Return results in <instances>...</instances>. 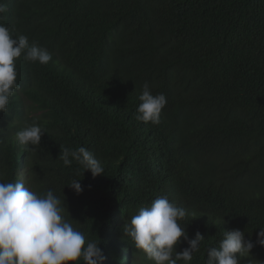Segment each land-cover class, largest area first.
I'll use <instances>...</instances> for the list:
<instances>
[{
	"label": "trees",
	"instance_id": "obj_1",
	"mask_svg": "<svg viewBox=\"0 0 264 264\" xmlns=\"http://www.w3.org/2000/svg\"><path fill=\"white\" fill-rule=\"evenodd\" d=\"M0 2V24L52 55L46 65L15 61L19 87L0 113V183L53 190L105 264H152L122 228L164 196L196 214L179 222L189 239L205 237L190 264H204L223 231L255 242L264 228V0ZM145 83L167 100L156 125L134 118ZM32 123L45 133L25 149L15 133ZM81 146L103 175L63 165L60 150ZM185 247L181 238L176 251ZM240 264H264V248Z\"/></svg>",
	"mask_w": 264,
	"mask_h": 264
},
{
	"label": "clouds",
	"instance_id": "obj_2",
	"mask_svg": "<svg viewBox=\"0 0 264 264\" xmlns=\"http://www.w3.org/2000/svg\"><path fill=\"white\" fill-rule=\"evenodd\" d=\"M6 11L7 6L0 2V14ZM22 54L25 61L40 65L52 60L46 48L35 41L29 43L25 35L14 37L11 29L0 24V113L7 111L10 98L19 87L15 61ZM138 100L134 118L145 124H159L167 103L165 95H153L145 83ZM44 133L38 124H26L15 133V139L28 149L38 146ZM59 159L65 167L74 162L79 165L80 175L86 171L93 178L104 174L102 163L85 147H64ZM80 181L73 179L67 187L79 195L84 191ZM66 211L64 200L51 189L38 192L23 179L0 183V264H105L100 243L86 244L84 233L66 218ZM189 215L196 218L194 212L176 206L166 196L160 197L127 219L123 234L130 239L132 248L152 264H190L205 237L197 231L189 239L179 223ZM181 238L187 247L176 251ZM257 245L264 248V228H259L255 242L245 239V232L240 229L223 231L218 246L205 249L204 264H240V258L249 256Z\"/></svg>",
	"mask_w": 264,
	"mask_h": 264
}]
</instances>
